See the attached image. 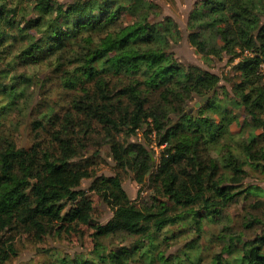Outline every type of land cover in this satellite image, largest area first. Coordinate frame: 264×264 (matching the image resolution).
Returning <instances> with one entry per match:
<instances>
[{"label": "trees", "instance_id": "obj_1", "mask_svg": "<svg viewBox=\"0 0 264 264\" xmlns=\"http://www.w3.org/2000/svg\"><path fill=\"white\" fill-rule=\"evenodd\" d=\"M150 6L149 0H0V264L15 254L17 235H45L55 223L87 219L91 203L78 187L93 174L76 159L98 129L111 143L116 167L131 173L148 195L129 198L119 173L95 178L89 190L113 214L93 233L100 240L94 253L49 264H264V214L245 219L244 230L256 228L252 236L224 224L238 198L264 197L262 188L243 184L248 170L264 173V0H200L189 13L187 40L198 55L238 59L230 103L223 100L226 94L217 97L218 75L175 60L171 49L180 31L169 17L150 20ZM47 62L56 73L63 62L72 65L64 86L76 94L59 127L48 130L53 145L40 135L49 115L47 122H32L34 143L18 147L8 139L6 124L27 108L31 79L16 75L17 67ZM203 97L199 110L188 111L191 101ZM235 106L253 133L239 150L223 144L213 157V146L224 135L225 141L232 137ZM206 110L218 113V121ZM139 131L149 147L153 135L161 148L155 166L154 152L128 139ZM116 133L127 137L123 143ZM80 202L84 208L75 217L69 210ZM218 224L216 239L225 245L204 263L199 239L204 226ZM187 228L195 238L167 255L162 244ZM114 235L135 240L129 247L105 248L101 240Z\"/></svg>", "mask_w": 264, "mask_h": 264}, {"label": "rangeland", "instance_id": "obj_2", "mask_svg": "<svg viewBox=\"0 0 264 264\" xmlns=\"http://www.w3.org/2000/svg\"><path fill=\"white\" fill-rule=\"evenodd\" d=\"M60 3H67L72 0H58ZM151 3L150 20H161L162 18L169 17L177 25L181 34V40L173 45L171 52L179 63L184 65L198 66L201 69L210 71L220 78V89L218 92V99L225 98L226 103H230L232 92V82L238 80V73L233 70V64L238 60L230 62L229 56L223 54L222 58H209L206 60L198 55L195 49L189 44L187 40L188 36V17L192 11L195 3L200 0H149ZM127 20L130 16L125 12ZM156 15V16H154ZM65 58V60H69ZM58 63V62H57ZM72 68V65L64 63L60 68V72H53L52 68L48 66V62L40 66L17 67L16 75H23L31 79V87L29 89L30 97L27 108L21 112L16 113L11 118L10 123L6 124V134L8 139L16 143L18 147L28 148L35 141V135L32 132V122L38 119L44 118V122H47V116L51 115V123L46 125L45 131L42 130L41 137L43 142L48 146L51 145V134L48 130L53 131L59 127V124L63 117L70 111L71 99L76 94L74 90L68 89L64 86V78L66 72ZM264 71V70H263ZM259 73L264 79V72ZM200 102V106L196 107L195 103ZM203 102L199 99H194L189 103L190 111L196 112L203 106ZM231 105V104H230ZM188 109V111H189ZM233 115L235 116V122L232 123L230 130L232 137L226 140L227 135H224L212 148L211 155L213 157L219 156V149L224 144L232 148L239 150L240 144L248 140L253 133L252 125L248 123L245 118V113L241 107L235 106L232 108ZM205 116L209 115L218 121V113H214L206 110ZM255 133V132H254ZM256 134V133H255ZM115 139L119 142H124L127 138L122 133L114 134ZM143 132H137L136 136H132L129 141L143 143L147 149H151L154 154L152 155L154 166L158 162L160 153L159 147L155 145L154 136L149 135L150 147L148 146V138L143 139ZM54 143L52 142V145ZM111 143L107 140V137L101 129L97 132H91L89 140L86 142V148L76 159L77 162L83 163L87 166L88 171L93 174L92 177L82 180L79 190L86 193L87 199L91 203V211L85 221L74 219L72 223H55L52 228L45 235H38L35 232L19 234L13 241V249L15 254L11 256L10 260L3 264H47L50 263L52 258L68 257L73 258H86L94 253L96 247L95 236L93 233L96 231L97 225H105L113 214L112 208L103 202L99 196L89 190L92 181L100 176H112L115 173H119L122 176V187L132 200L138 199L140 193L141 197L148 195V189L138 185L131 173L120 172L116 167V162L110 155ZM244 185L258 186L264 191V173L259 170H248V173L243 182ZM263 202V203H262ZM84 208V205L75 204L70 207V213L77 217L78 208ZM227 219L225 225H229L236 233H243L252 236L255 234V229L244 230L243 223L249 214L260 216L264 214V197L248 196L247 198H238L237 202L232 204L225 212ZM174 229V228H173ZM222 224L207 225L204 226V232L199 239L198 245L201 250V257L204 263H208L215 253L221 251L225 245L216 239L220 234ZM183 231L182 229H175V233ZM184 233V232H183ZM180 234L178 238L171 243L162 244L161 248L164 249L167 255L174 254L183 250L184 245L192 238H195L193 228H187L186 233ZM173 239V238H172ZM135 238L123 237L121 235L109 236L101 240V243L107 249H119L120 247H129ZM226 256H224L225 258ZM230 258V257H229ZM232 257L230 258V262ZM48 263V264H49ZM232 263V262H231Z\"/></svg>", "mask_w": 264, "mask_h": 264}, {"label": "water", "instance_id": "obj_3", "mask_svg": "<svg viewBox=\"0 0 264 264\" xmlns=\"http://www.w3.org/2000/svg\"><path fill=\"white\" fill-rule=\"evenodd\" d=\"M207 100V97H203L202 99H201V102H204V101H206ZM200 102H196L195 103V106L196 107H199L200 106ZM193 108L191 107L190 109H189V111H191ZM152 161H153V158H152Z\"/></svg>", "mask_w": 264, "mask_h": 264}, {"label": "built area", "instance_id": "obj_4", "mask_svg": "<svg viewBox=\"0 0 264 264\" xmlns=\"http://www.w3.org/2000/svg\"><path fill=\"white\" fill-rule=\"evenodd\" d=\"M263 70H264V61L260 64V71H263Z\"/></svg>", "mask_w": 264, "mask_h": 264}]
</instances>
